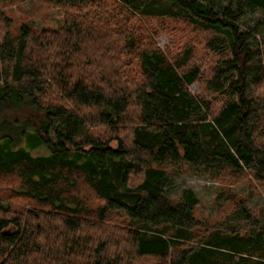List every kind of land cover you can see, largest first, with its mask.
<instances>
[{
  "label": "trees",
  "instance_id": "1",
  "mask_svg": "<svg viewBox=\"0 0 264 264\" xmlns=\"http://www.w3.org/2000/svg\"><path fill=\"white\" fill-rule=\"evenodd\" d=\"M45 1L64 12L60 27L15 30L0 14V179L32 202L25 210L0 199V264H264V220L240 204L202 229L196 195L170 197L166 173L183 163L216 178L247 171L264 184V45H251L264 15L238 27L244 6L264 13V0H235V9L216 0ZM151 20L210 35L207 76L192 45L160 50ZM195 82L222 105L191 94ZM83 189L102 205L90 207ZM120 211L129 221L106 226L108 215L124 221Z\"/></svg>",
  "mask_w": 264,
  "mask_h": 264
},
{
  "label": "rangeland",
  "instance_id": "2",
  "mask_svg": "<svg viewBox=\"0 0 264 264\" xmlns=\"http://www.w3.org/2000/svg\"><path fill=\"white\" fill-rule=\"evenodd\" d=\"M214 4L216 9H222L228 5L232 9L236 7L235 0H216ZM0 14H5L11 18L13 29L17 30L22 23H28L37 33L45 28L60 27L64 16L62 10L45 0H26L12 5L0 4ZM263 15L264 13L260 9L244 6V15L238 20L239 30L251 29L262 19ZM150 22L153 27L149 28L156 31L153 41L160 50L168 55H175L181 45H192L194 48L193 63L200 66L203 76H207L213 58L205 50L204 43L210 35L182 23L166 20H159L158 22L151 20ZM251 45L254 48L264 45V26L258 28L257 32L254 33ZM188 90L195 96L211 100L214 109H218L222 105V98L220 96L213 98L210 93L205 91L202 82H195ZM260 103L264 105V98L260 99ZM222 135L224 136L223 131ZM205 144L210 147L214 146L216 149H222L217 142L215 143V140L209 137L205 139ZM43 152L44 149L35 150L32 152V156L42 155ZM166 173L171 181V187L167 190L170 197L179 199L182 192L187 189L196 195L198 206L195 209V216L202 229L224 223L228 215L230 216L233 211L237 210L240 204L245 205L253 217L264 220V184L257 181L250 172L246 171L235 175L225 173L216 178L207 174L194 173L190 167L179 163L177 166L167 169ZM11 179H0V199L9 200L14 208L28 209L32 202L15 196V192H18L16 191L18 184ZM131 181H135L133 176ZM82 192V196L93 209L102 205V202L93 197L91 193L89 194L86 189H83ZM119 213L124 217V221L121 217L108 215L104 219L105 225L120 227L129 221L123 212L120 211ZM92 216V219L98 218L97 215ZM149 260L145 262H152Z\"/></svg>",
  "mask_w": 264,
  "mask_h": 264
},
{
  "label": "water",
  "instance_id": "3",
  "mask_svg": "<svg viewBox=\"0 0 264 264\" xmlns=\"http://www.w3.org/2000/svg\"><path fill=\"white\" fill-rule=\"evenodd\" d=\"M8 232H6V234H7Z\"/></svg>",
  "mask_w": 264,
  "mask_h": 264
}]
</instances>
